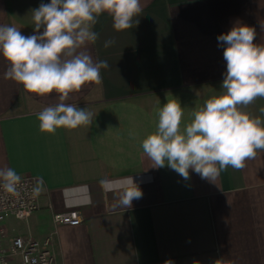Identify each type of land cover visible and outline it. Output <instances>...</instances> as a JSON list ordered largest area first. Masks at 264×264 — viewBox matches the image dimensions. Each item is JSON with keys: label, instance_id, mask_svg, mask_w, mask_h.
Here are the masks:
<instances>
[{"label": "crops", "instance_id": "1", "mask_svg": "<svg viewBox=\"0 0 264 264\" xmlns=\"http://www.w3.org/2000/svg\"><path fill=\"white\" fill-rule=\"evenodd\" d=\"M50 3V0H43ZM41 0H0V24L33 33L30 9ZM139 24L117 32L101 15L99 39L85 49L106 60L99 84L84 85L65 103L91 111L90 126L39 131L37 113L59 103L6 79L0 56V169L43 178L39 207L25 221H6L10 236L42 242L50 236L56 264H264V151L242 170L229 167L214 183L190 170L184 180L168 167L152 168L140 142L156 129L167 100L192 112L221 92L226 62L217 37L239 22L264 44V0H141ZM42 31V30H41ZM116 43L103 47L105 40ZM264 99L246 111L260 116ZM264 118V117H262ZM137 135L133 139L129 131ZM132 176L143 192L132 206L119 200ZM105 181V183H101ZM77 211V227L54 216Z\"/></svg>", "mask_w": 264, "mask_h": 264}, {"label": "clouds", "instance_id": "2", "mask_svg": "<svg viewBox=\"0 0 264 264\" xmlns=\"http://www.w3.org/2000/svg\"><path fill=\"white\" fill-rule=\"evenodd\" d=\"M29 12L31 35L22 34L15 25L0 24V56L9 65L4 77L20 84L27 93L58 96L59 103L36 114L40 132L54 135L60 128L90 126L94 114L87 107L65 101L84 85L101 83V71L110 65L106 60H94L82 49L99 39L94 28L105 13L117 32L139 24L141 0H41ZM256 35L254 27L237 22L217 37L226 62L221 92L194 109L190 121L182 124L184 109L177 100H167L157 110L155 131L140 142L152 168L168 167L184 180L190 179L191 170L214 183L222 171L229 167L242 170L246 161L264 151V107L259 109L260 116L246 111L257 99H264V44L254 42ZM115 43L109 38L103 47ZM136 135L129 131L131 138ZM20 183L21 176L14 168L0 169V188L4 191L15 194ZM43 191V178L38 177L32 194L39 196ZM142 196L141 188L129 176L122 184L119 204L131 207L133 200ZM163 264L174 262L168 259ZM212 264L232 262L220 256Z\"/></svg>", "mask_w": 264, "mask_h": 264}, {"label": "built area", "instance_id": "3", "mask_svg": "<svg viewBox=\"0 0 264 264\" xmlns=\"http://www.w3.org/2000/svg\"><path fill=\"white\" fill-rule=\"evenodd\" d=\"M35 178L22 175L17 193L0 188V264H56L50 252L52 239L46 237L38 242L31 237L10 236L6 221L13 218L25 221L39 207V196L32 194ZM55 226L77 227L81 220L77 211H68L54 216Z\"/></svg>", "mask_w": 264, "mask_h": 264}, {"label": "rangeland", "instance_id": "4", "mask_svg": "<svg viewBox=\"0 0 264 264\" xmlns=\"http://www.w3.org/2000/svg\"><path fill=\"white\" fill-rule=\"evenodd\" d=\"M8 220H9V221H14V219H13V218H9Z\"/></svg>", "mask_w": 264, "mask_h": 264}]
</instances>
